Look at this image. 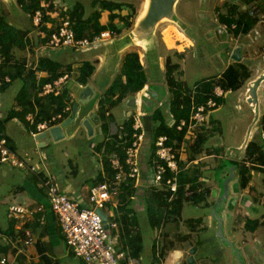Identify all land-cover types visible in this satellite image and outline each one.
I'll return each instance as SVG.
<instances>
[{"label":"rangeland","instance_id":"rangeland-1","mask_svg":"<svg viewBox=\"0 0 264 264\" xmlns=\"http://www.w3.org/2000/svg\"><path fill=\"white\" fill-rule=\"evenodd\" d=\"M54 1L56 2L57 6H67L70 11L73 10V7L76 5V3L82 4L86 9V18L88 16H91V14H93L95 10L98 9L97 6L95 9V6L93 5L94 0ZM110 1H115L117 3H125L131 6L129 9H124V11H122V14H124V16H126L128 20L131 21V24L133 23V25L128 29H124L122 33L117 32V36L113 38L111 42L102 45L98 49L102 52V55L105 58V56L108 54L106 52H108L109 47L113 46V44H118L119 47H124L126 43L123 44L122 40L128 39V42H130L128 45L132 44L135 46L132 51L139 52V56L142 58L141 62H144L147 68V72L149 73L150 77L154 79L152 81L155 82L154 85L156 87V92H158L159 94L157 97L158 99H156V96H154L155 104H153L150 109L143 110L142 106H140V108H138L135 112L136 114H139V120L143 121V125L147 133V140L144 141L145 150H143L142 148L140 151V156L143 159V163L147 162V158L149 156L148 146L152 144V133L154 130V125H157L151 117L155 108L158 107L163 110L169 123H171L174 119L169 110V105L172 100L173 94L169 88L167 78L163 74V71H166L167 69L166 64L168 62V58L171 59L172 64H179L178 69L174 73L176 79L185 81L194 91L196 86L195 84L197 82L205 78H218L230 64L240 61L244 65L248 66L251 72L250 77L238 90L226 91L223 104L221 105V107L213 111L214 117L212 118L216 121V123L211 124L210 122L207 130H205L204 128L201 129L202 132L210 131L211 129L214 130V134L211 135L207 143H205L203 152H201L195 158H191L192 151L190 150V147L187 146L186 150L182 153L183 158L181 159V161L184 162L183 167H185L187 170L190 169L191 171H194L196 168H198L203 173V176L210 180L208 181L209 183L207 182V185L209 187H214V185L217 184L215 180V167L218 165L219 160L218 157L211 154V152L213 153V148L221 147L222 149H226V151L223 150L221 152L223 154H221V159H223V157H228L229 159L237 160L238 162L242 163L245 160L246 148L250 141V139H248L249 141L247 140L249 128L253 124V129L258 127L261 131L262 118L264 116V79L258 80L257 82V84L261 86V88L258 86L257 94H253L254 89L249 91V84H253L255 80L254 79L253 81H251V79L255 76L259 78L258 76L264 73L262 71L258 72V70L256 69L252 70V68L259 67L260 65L257 64L258 62L261 63L263 59L264 25H261L259 27V30H253L251 35L248 36V33H236V23H233L232 26L229 27V25L227 23L222 22L220 18L221 15H226L229 13L230 7L233 8L239 5L238 7H236V11L247 12L249 10L251 16L256 17L258 19H263L261 18V14H258L259 11L256 7V4L262 2L263 5L261 7L263 8L264 0H177L173 11L176 16L175 19L172 20L170 17H163L155 21L154 25L151 26V31L153 32L146 37L147 41L144 39H140V32L138 31V27L136 26L139 20L146 15V12L150 8L151 0ZM0 12L6 16L7 20L14 23L15 25L23 29H30L31 36H35L39 33L38 29H33L34 27L30 22L29 14L25 12L23 7L19 4L17 0H0ZM132 12L133 16L129 17ZM107 15L108 14L106 13L104 19L106 20V22L109 23ZM117 23L119 27L124 28L123 22L119 20ZM132 30L135 31L137 36L134 37V41H129L131 39L129 32H132ZM36 46H38V44ZM65 49L60 48L52 50L51 48H48L46 46L39 45L38 50L31 49L34 50V55H32L31 53L30 54L32 59H39L45 56L60 59L62 58L61 56L64 54L62 52H64ZM91 50L92 49H88L85 50V52H89ZM81 52L83 51L77 50L76 53L80 54ZM255 53L257 55L256 58L250 59L249 56ZM18 54L24 55V53H22L21 51ZM69 56L70 55L68 54L66 59L69 60ZM160 57L162 58L158 59V61L161 65V73L159 71L158 65H156L155 62V58L157 59ZM78 60L73 61V63L75 64L72 63V72L70 73L68 78L70 80H73V82L76 81V71H78L77 66L82 63ZM106 62L111 63L107 60ZM116 63L117 61H113L112 64L113 73L117 72L115 76L119 73L117 70L120 69V67L115 68L113 66H116ZM103 66H105V63L103 64ZM64 69H66V67H64ZM107 82L108 79L106 77H102L100 87L104 88ZM12 84L13 85L11 86L9 93L14 94V92L16 93V91L21 88L22 80L17 79L13 81ZM62 86L64 87V84H62ZM250 92L253 95L254 99L258 102L257 107L256 105H251L249 103L248 98L250 97ZM145 106L148 108V104ZM128 109L134 112V104L133 106H130L127 105L126 102H124L121 104L120 111H115L116 120L118 123H120V126L126 119L125 113ZM253 109L257 110L256 114L254 113ZM95 112L97 114L96 106L94 109V114ZM91 116H89V118ZM78 120V117H76L74 119L73 125H76L78 122H81ZM7 121L9 122L8 126L10 127L11 131H14L17 128L15 120L12 118L8 119ZM95 121L97 127L96 125H94V122L90 120V122L94 126L93 134L90 133V131L86 128L85 125L84 127L81 124L84 130L82 129V131H79L76 134L77 138L79 139L76 143L72 138H68L60 142L55 141L53 139L52 142H50L49 145L44 149L37 147L35 143V138L31 134V131L27 127H23L20 131V135L22 136V142H18V145L20 146L21 150V153L19 154L24 157L30 164L38 166V168L41 170L44 169V163L49 162L47 154H52V159L55 155H59L60 159H57L56 157L55 159L58 160L59 163L69 166V159L77 160L79 155L77 151L79 150V152H83V148H86L83 147V143H88L87 137H89V139L93 137L92 140L94 141V143L96 142V146L98 145L97 143H99V139L104 138L102 142L107 139L108 136L104 134L105 132H103V129L101 128L103 120L96 119ZM73 125L64 127V131L66 132V134L69 130H71V126ZM213 126L217 128H213ZM192 134H194V132H191L190 134L187 133L186 138H188L189 140ZM102 153L105 155L104 152ZM91 154L95 155L93 151L91 152ZM101 156V153L99 157L97 156L98 161H103V157L101 158ZM246 164L249 165L250 162L247 161ZM12 169V171L18 173V175L20 174V171L18 169ZM25 171L30 172L28 170ZM235 173H237L236 170ZM142 175L146 177L145 172H143ZM20 177L21 175L19 176L18 180H20ZM237 178L238 183L240 185V178L238 176ZM251 182L252 185L248 184V186L250 187L251 185L256 189L255 191L247 190V192L249 193L247 197H249V199L248 201L246 199L245 200L247 202L250 201L251 208H247L250 209L251 214H254L253 216H257L260 224L256 230L248 229L246 231L245 235L248 239L247 245H243V247L240 249L241 242L240 240L238 241L237 246L239 248L237 247V252H235V256L237 260H239L240 264H264V172L252 170ZM4 184L6 185V182H4ZM202 185L204 186V183H202ZM204 189L207 188L204 187ZM247 202L244 203L247 204ZM225 204L226 200L222 202V206L224 207ZM243 207V204H238L237 210H241L243 209ZM0 208V224L7 226L9 219L7 217V209L5 206H0ZM105 211L111 216V210L109 207H106ZM190 215H194V212L186 211L184 218L187 219L190 217ZM242 216L243 215L241 213V219L250 218L248 216H243L242 218ZM215 222L218 224L216 218L213 220V226H215ZM186 228L187 227L182 224L183 231H186ZM226 230L224 231V233L227 238V236L229 237L230 233L228 231V228ZM143 233L145 236L143 237L145 253L143 255L142 261L144 264H146L148 259H150L151 257V248L154 242L153 239L156 237V235L153 231H151L149 227L146 228V231L144 229ZM215 233L216 235L214 236ZM202 237L210 239V242H221L222 240L218 236L217 230L215 229H212L211 232H203ZM245 248L246 252L244 251ZM238 253H240L241 255V260L238 259ZM58 258L59 264H83L82 259L76 256L62 242L61 250L58 252Z\"/></svg>","mask_w":264,"mask_h":264},{"label":"trees","instance_id":"trees-1","mask_svg":"<svg viewBox=\"0 0 264 264\" xmlns=\"http://www.w3.org/2000/svg\"><path fill=\"white\" fill-rule=\"evenodd\" d=\"M17 1L23 7L25 12L29 14L31 22L36 10L39 8L43 9L41 7L42 0ZM46 1H51L52 6L54 5L53 0ZM93 5L97 6L98 9L88 18H84V6L80 3H76L71 11L73 18L77 20V23L74 26L77 38L93 36L108 27L115 29L116 32L122 33L124 29H128L133 25V23L131 24V21L122 14L124 9H129L131 7L130 5L110 0H94ZM236 7H230L229 13L221 15L220 19L222 22L227 23L229 27L232 26L233 23H236V33H249L259 19L251 16L249 10L247 12L236 11ZM105 10L109 11V23L107 25H102L100 19L102 17V11ZM130 16H133V12L129 17ZM50 20H52L50 16L44 14L43 22H48ZM119 20L123 22L124 28L118 26L117 22ZM38 30H40V33L31 36L29 35L31 31L30 29H23L15 25L7 20L6 16L0 12V52L5 56V63L1 65L0 73L2 76L9 75L12 78V82L5 83L0 87V91L6 90L15 80H22V86L16 95V103L20 109L12 110L11 115L17 116L30 129H34L35 126L31 125L27 120L26 116L28 113H36V122H39L50 118L54 114L62 112L65 116H69L71 111L65 112L64 110L68 104H73L67 88H64V90H62L57 96L54 94H47L44 96L39 95L42 86L45 83L53 82L60 76L65 75V73L70 75L72 72V64H68L66 69H64V65L60 61L51 57H41L36 62L33 58L32 63H29L28 57L26 56L27 51L30 49L32 55H34V50L31 49H35L37 44L38 46L42 44V32L45 31L49 33V27L43 24ZM20 51L24 53V55H19L18 53ZM156 65L158 64L156 63ZM166 65L167 69L165 76L173 94L169 110L175 120V124L182 119L189 120L193 103H205L216 86H220L225 91L238 90L251 75L248 66L238 61L230 64L218 78H205L197 82L194 91L185 81L176 79L174 76L179 64H172L171 59L168 58ZM77 70L76 80L82 84H87L90 81L91 75L95 71V65L92 62L84 61L77 66ZM43 71L47 72L46 77L38 78L37 74ZM147 83L148 77L139 53L137 51L127 53L123 58L119 73L114 77L106 92L98 99L96 119L103 120L101 127L105 133H109L110 122L108 121V118L110 121L113 119L112 114L110 113L111 109L121 103L125 98L134 97L144 89ZM224 97L216 98L220 107L224 102ZM151 117L157 124L154 125L152 133L154 140L159 135L167 134L169 136L167 144L174 145L176 149H179L185 141L186 129L184 131H179L176 128V125L170 126L163 110L158 107L155 108ZM212 117H214V112L211 113L210 122L211 124L216 123ZM137 119H139L138 114H130L128 118L124 120L123 124L119 126L112 138H108L106 141L100 142L96 146L98 150H103L105 153V155L102 154L104 157L105 175L100 173L96 183L112 176L109 162V156L111 154L118 153L122 159H125V150L133 141V124ZM213 128L217 127L213 126ZM262 129H264V116L262 118ZM213 134V129L206 132L200 131L191 141L185 142V146H189L192 151L191 158H195L203 152L205 143H207L209 137ZM1 135H6L4 119H0V136ZM258 136L248 143L246 157L242 163L237 160L229 159L228 157H223V159H221V152L225 150V148H213V153L211 152V154L218 157L219 160L218 165L215 167V175L222 170L224 171V169L230 170L231 168H234V171H237L236 174L240 178V187L245 188L251 181L252 170L264 172V144L262 143L260 134ZM155 151L156 146L153 141L150 150L151 157L155 156ZM247 161L250 162L249 165L246 164ZM180 164L181 171L177 174L179 188L178 192L172 199H170V190H162L155 187L146 190L145 210L149 215L151 227L157 232L162 229L163 225L168 220H177L181 215L182 207L185 202L192 201L196 204L204 202L205 205H210L206 201L207 196L210 194V189L207 188L203 191H199V188L202 186L201 180L203 178V173L198 168L194 171H191L190 169L187 170L183 167L184 162L182 161ZM41 177L42 174H38V178ZM137 190L138 188L135 187L134 181H129L128 183L123 184L122 192L115 199L120 198L123 202V200L125 201L128 198L130 202L119 207L118 213L114 216L108 214L109 220L118 223L120 233L118 250L123 251L128 258H139L144 246L143 235L138 229L140 219L134 208L131 207V204H133V195ZM106 207L110 208L111 205L107 204ZM196 221H201V219L198 218ZM188 222L193 223V220H189ZM250 222L247 223L248 227L259 224L258 220ZM186 237V235L178 236L179 239ZM163 242L165 241L163 240ZM153 243L155 255L152 264H160L161 259L165 257L164 247H166V245L163 247L161 242H158L157 240ZM38 246L41 252V247L40 245ZM42 256L46 261L50 260L45 254H42ZM82 263L86 264L83 260ZM123 263L125 264V261H123Z\"/></svg>","mask_w":264,"mask_h":264},{"label":"crops","instance_id":"crops-1","mask_svg":"<svg viewBox=\"0 0 264 264\" xmlns=\"http://www.w3.org/2000/svg\"><path fill=\"white\" fill-rule=\"evenodd\" d=\"M262 5L263 3L261 2L256 4V7L260 9V12L258 14H261L262 16L261 18L263 19H259V21L255 24L253 29L249 31L248 36L251 35L253 30H259V27L261 25H264V6L262 8L261 7ZM85 10L86 9L84 7V11ZM106 13L108 14L107 18L109 20V11L107 10L102 11V17L100 19L102 25L108 24V22H106V20L104 19ZM84 18H86L85 13H84ZM127 42L128 40H122L123 44L126 43L125 45L126 47L125 46L119 47L118 44H113V46L109 47L108 52H106L108 54L105 56V58L107 61L111 63L106 62L105 58L102 55V52L98 48L93 49L89 52L83 51L80 54L76 53L77 50L75 49L67 48L65 49L64 52H62L64 53L61 56L62 58L60 59H55L53 57L51 58L60 61L64 65V67H66L68 64L69 65L72 64L73 61L78 60V58H79L78 61L81 62L84 61L92 62L95 65V71L91 75L90 81L88 83H92L100 91V96H101L106 92L107 88L111 85L114 76L117 73V72L113 73V69H112L113 61L114 62L117 61L116 66L113 65L115 68L121 67L124 56L127 53L132 52V49L135 47L132 44L128 45L130 42L128 43ZM38 48L39 46H36L35 50L36 49L38 50ZM30 53L31 51L29 49L27 51L26 56L28 57L29 63H32V58H31L32 53L31 54ZM68 54L70 55L69 60L66 59ZM55 55H59V54H55ZM256 56H257L256 53L251 54L249 58L253 59L256 58ZM45 57H50V56H45ZM161 58L162 57L157 59L155 58L156 63L158 59ZM140 59L142 60L141 57ZM37 60H38L37 58L34 59L35 62ZM104 63L105 66H103ZM142 63L145 67L146 74L148 77V83L146 86L147 88L150 86V88L153 91V95L158 97L159 94L158 92H156V87L154 85L155 82L152 81L154 79H152L149 73L147 72V68L144 62ZM158 65H159V71L161 73V65L159 64V61H158ZM257 65L260 66L255 68L251 67L252 70L256 69L258 70V72L260 71L264 72V55L262 62L261 63L258 62ZM148 67H149V62H148ZM119 70L117 71L119 72ZM165 72L166 71L164 70L163 71L164 75ZM46 75H47L46 71L39 72L37 74L38 78H45ZM102 77H106L108 79V82L104 86V88L100 87V82L102 81ZM256 78L257 76L252 78L251 81ZM87 84H82L77 80L73 82V80L67 79L64 83V87L62 88V90H64V88L65 89L67 88L69 90V96L70 98H72L74 104L76 102L78 91L80 90L81 87ZM12 85L13 84H11L6 90L0 91V119H4L5 121V134L9 137L12 148H14L18 153H21L20 146L18 145V142L20 141L22 142L21 140L22 136L20 135V131L22 130L23 127H27V126L17 116L11 115L12 110L20 109V107H18L16 103V95L18 94V91H16V93L14 92V94L9 93V90L11 89ZM259 87L261 88V86ZM137 97H138V93L134 97L125 98L121 103L117 104L111 109L110 113L112 114L113 119L110 121L108 118V121L110 122L109 130H108L109 133H104L105 135L108 136L107 139L112 138L120 126L119 125L120 123H118L116 120L115 111H120L121 104L124 102H126L127 105L130 106H133L134 104L135 111L132 112L130 109H128L125 113L126 118H128L130 114L135 113L136 110L140 108V106H142L141 104H138L135 101H133V99H136ZM73 104H68V106L69 107L71 106L73 108ZM95 106L97 110L98 100L93 106L94 108L90 111L92 116L89 118V121L92 120L94 122V125H96L97 127L95 121L96 112L94 114ZM72 108H71V112H72ZM12 118L15 120L17 125V128L14 131H11L10 127L8 126L9 122L7 121L8 119H12ZM83 122L84 119H82L78 125L70 124L73 125L71 126V130H69L68 133L63 138L55 141L60 142L68 138H72L76 143L79 140L76 134L79 131H82L83 127L81 126V124L84 126ZM90 124L92 125L91 122ZM252 126L253 124L249 128V132ZM93 127L94 126L92 125V128ZM28 129L31 131L30 128ZM33 137L35 138L36 141L35 143L37 147L41 149L47 147L49 143L52 142L53 140V139H49L47 144H45V141L43 139H38L35 136ZM92 139L93 137L91 139L87 137L88 143L84 142L83 143L84 146L82 145L83 147L86 148H83V152H79V150L77 151L79 154L77 160L69 159V163H68L69 166H66L65 164H61L58 162V160L55 159V157L57 159H60L59 155H55L52 159L53 156L52 154H47V157L49 158V162L44 163V169L41 170L38 168V166H36L41 171L40 174H42V177L44 175L54 176L55 180L58 182L62 190L83 205H86L88 203L89 189L94 184H97L96 180L99 174L102 173L103 175H105L104 157L101 156V158L103 157V161L100 160L98 161V157L100 153L102 155L103 154L102 152L104 151L98 150L96 147V142L94 143ZM103 139L104 138L99 139L98 140L99 143L102 142ZM143 150H145V148H143ZM92 151L95 153V155L91 154ZM141 161H143L142 157H141ZM12 168L18 169L20 171V174L18 175V173L12 171L13 170ZM148 169L149 167L147 166V163L142 162L141 176L139 177L138 181L134 182V185L136 188H138V190L133 195L132 198L133 204H131L132 205L131 207L134 208L140 219V224L138 226V229L141 231L143 237H145L143 233L144 229L146 231V228L149 227L151 231H153L156 235V237L153 239L154 242H156L157 240L158 242H161V245H163V247L164 245H166V247H164L165 257L161 259L160 264H240L239 260H237L235 256L236 255L235 251L232 249V247L229 244L223 242L222 240L221 242H217V241L210 242V239L206 237H202L203 232H211L212 229L215 230L218 229V224L216 222H215L216 223L215 226H213L214 225L213 220L215 219V217L213 216L212 213V207L218 200L219 196L221 195L222 188L225 185L224 180L228 176L229 170L224 169V171L222 170L220 173H217L215 175V180L217 184H215L214 187L212 186L209 187L207 185V182L210 180L203 176L201 181L202 183H204V186L202 185L203 187L201 186L199 190L203 191L204 187L210 189V194L207 196V200H206L210 205H205L204 202L199 204L193 203L192 201L185 202L182 207L181 215L177 218V220L174 219L168 220L163 225L162 229L157 232L153 230V228L151 227V223L149 221V215L145 210L146 208L145 193L147 189L151 188L149 186ZM25 170H28L31 173ZM143 172L146 173V177L142 175ZM38 174L36 172L31 171L30 169H21L9 165H0V206L6 207L7 217L9 218L7 226L0 224V252L8 256V264H57V262L59 264L58 252L61 250V242L64 243L65 246L67 247L61 226L49 204L47 190L43 186L41 182V178H38ZM20 175H21L20 180H18ZM4 182H6V185L4 184ZM227 184H228V198L226 199L225 206L224 207L222 206L219 209V214L222 216L224 220V229L226 230L228 228V231L230 233L229 237L227 236V239L236 246V249L238 247L237 246L238 241L240 240L241 244L240 243L239 244L241 245L240 246L241 249L243 245H247L248 243V239L246 238L245 235L246 231L248 229L256 230L260 224L259 222L258 225H253L252 227H248L247 225V223L250 221L258 220L257 216H253L254 214L250 213V209H248L251 208L250 201L247 202L249 199V197H247L249 195L247 190L255 191L256 188L251 186L252 185L251 181L249 183L251 184L250 187L248 186L247 188H241L238 183V178L236 173H235V177ZM129 202L130 201L128 198L125 201L123 200V202L120 198L115 199L112 202H109L108 204L111 205L110 207L111 216H114L116 213H118L119 207L124 206ZM244 202L245 203L247 202V204H245ZM238 204L239 205L243 204L244 206L243 209L237 210ZM12 205H20L27 207L29 211L27 215L24 216L22 219H15V220L10 219L8 213ZM186 211L189 212L193 211L194 215H190V217L186 219L184 218ZM241 213L243 216H248L251 219L250 218L241 219ZM198 218H200L201 221H196V219ZM41 219H44V223L40 222ZM189 220H193V223H189L188 222ZM182 224H184L187 227L186 231H183ZM26 229L31 230L33 235V241L30 243H27L25 240L26 237L24 236V231ZM180 235H186L187 237L179 239L178 236ZM215 235L216 233L214 234V236ZM150 236H151V232H150ZM163 240L165 242H163ZM153 244L151 248L152 249L151 257L150 259H148L146 264H152L154 261L155 253L153 250L154 249ZM38 245H40L41 247V252ZM144 247L145 246H143V251L139 258L129 257V259L134 260V264H144L142 261L143 255L145 253ZM244 251L246 252V248ZM177 253H179V255H177ZM42 254H45L48 258H50V260L46 261L43 258ZM238 255H239L238 259L241 260L242 258L240 253H238ZM192 256L194 260L191 261L190 259L192 258ZM125 264H128L127 261L125 262Z\"/></svg>","mask_w":264,"mask_h":264},{"label":"built area","instance_id":"built-area-1","mask_svg":"<svg viewBox=\"0 0 264 264\" xmlns=\"http://www.w3.org/2000/svg\"><path fill=\"white\" fill-rule=\"evenodd\" d=\"M42 0L41 8L37 9L33 15V29L37 30L43 24L49 27L48 32H42V44L51 49L72 48L75 50L97 49L102 45L111 42L117 36L115 29L108 27L101 30L93 36L76 37L74 26L77 21L73 18L70 9L63 6H57L53 0ZM44 14L50 16L52 20L43 22ZM40 33V30H39ZM30 35V34H29ZM5 63V56L0 52V67ZM69 78V74L60 76L53 82L45 83L39 95L54 94L59 95L62 92V84ZM12 82L9 75L2 76L0 73V87L5 83ZM225 90L216 86L205 103H193L191 116L189 120L182 119L175 124V120L169 123L170 126L176 125L179 131L186 129L184 142L179 149L174 145L167 144L169 136L167 134L159 135L155 140V156L151 157V147L148 146L149 156L147 158L149 186L162 190H170L172 199L178 192L179 182L177 174L181 171L182 153L186 150L185 142L191 141L201 129H207L210 123V116L213 111L220 107L217 99L225 96ZM149 97L147 86L144 87L136 98V103L140 104L142 96ZM66 111H71V106H67ZM31 125L32 135L37 137L47 132L50 128L58 126L65 119L64 113L52 115L50 118L36 122V113H28L26 116ZM133 141L125 150V159H122L118 153L109 156V162L112 170V176L98 182L90 187L88 193V203L81 204L62 190L58 182L52 175H44L41 182L47 190L49 204L61 226L67 247L86 264H134L133 259H129L123 251L118 250L119 227L116 221L108 219L109 227L105 223L99 212L105 211L109 202L122 192L123 184L129 181H138L142 173V164L140 151L145 148L144 141L147 140V133L143 122L137 119L133 124ZM193 133L186 138L187 133ZM261 140L264 144V129L261 130ZM152 141V142H153ZM0 165H9L21 169H30L37 174L41 171L30 164L22 157L12 146L6 135L0 136ZM264 167V165H263ZM169 174V175H168ZM29 209L20 205H12L8 216L10 219H22L27 215ZM106 212V211H105ZM108 215V214H107ZM44 223V219L40 220ZM26 242L33 241L31 230L24 231ZM0 264H8V256L0 252Z\"/></svg>","mask_w":264,"mask_h":264},{"label":"water","instance_id":"water-1","mask_svg":"<svg viewBox=\"0 0 264 264\" xmlns=\"http://www.w3.org/2000/svg\"><path fill=\"white\" fill-rule=\"evenodd\" d=\"M177 0H151L150 8L146 12V15L143 16L142 19L139 20L138 24L136 27H138V31L140 32L139 37H141V40H146L147 41V36L151 34L153 31H151V26L154 25L155 21L163 18V17H170L172 20L175 19V14H174V6ZM130 35V41H134V37L137 36L135 31L132 30V32H129ZM128 40V39H127ZM143 42V41H142ZM128 43V42H127ZM264 79V74L260 75L257 80L255 79L253 84H249V91L253 90V94H257V89L259 84H257L258 80ZM253 81V80H252ZM252 85V86H251ZM150 96L146 97L145 95L142 96L141 100V105L142 109H150L154 102V95L153 91L150 88V86L147 88ZM100 97V91L92 84L88 83L87 85L83 86L80 88V90L77 93L76 97V102L73 104L72 112L71 115L59 126L53 127L48 132L42 133L38 136V139H54V140H59L63 138L66 135V132L63 130L64 127L70 126V124H73L74 119L78 117V121H81L84 119L83 124L86 126V128L90 131L91 134H93V128L92 125L90 124L89 121V116L92 114L90 111L94 108L93 106L95 105L96 101ZM156 99H158L156 97ZM249 103L252 105H258L257 100L254 99L253 95L250 92V97L248 98ZM133 101L136 102V99H133ZM134 103V102H132ZM148 104V108L145 106ZM254 113H257V110L253 109ZM78 122L77 124H79ZM253 128V127H252ZM248 132L247 135V140L248 139H254L256 136L260 134V128H254ZM249 141V140H248ZM235 177V171L234 168H231L229 170V174L224 180V186L222 188L221 195L219 196L218 200L212 207V213L213 216L217 219L218 221V229L217 233L218 236L223 240V242L229 244L235 252H237L236 246L229 241L224 233V220L222 216L219 214V209L222 207V202L225 201L228 198V182H230L233 178ZM102 219L105 223V227L108 228V215L107 213L100 209L99 210ZM191 261L194 260L193 256L190 259Z\"/></svg>","mask_w":264,"mask_h":264},{"label":"clouds","instance_id":"clouds-1","mask_svg":"<svg viewBox=\"0 0 264 264\" xmlns=\"http://www.w3.org/2000/svg\"><path fill=\"white\" fill-rule=\"evenodd\" d=\"M31 23H32V22H31ZM43 96H44V95H43ZM71 108H72V107H71ZM69 116H70V115H69ZM69 116H65V119L62 121V123H63V122L69 117ZM62 123H61V124H62ZM61 124H60V125H61ZM58 126H59V125H58ZM55 127H56V126H55ZM52 128H53V127H52ZM50 129H51V128H50ZM50 129H49V130H50ZM34 130H35V129H34ZM31 131H32V129H31ZM47 132H48V131H47ZM260 132H261V131H260ZM37 138H38V136H37ZM260 138H261V134H260ZM43 140L45 141V144H47L48 140H47V139H43ZM252 140H253V139H250V141H252ZM250 141H249V142H250ZM106 213H107V212H106ZM108 218H109V217H108ZM177 255H179V253H177Z\"/></svg>","mask_w":264,"mask_h":264},{"label":"flooded vegetation","instance_id":"flooded-vegetation-1","mask_svg":"<svg viewBox=\"0 0 264 264\" xmlns=\"http://www.w3.org/2000/svg\"><path fill=\"white\" fill-rule=\"evenodd\" d=\"M249 1V0H248ZM251 1H253V0H251ZM258 11L260 12V9H258Z\"/></svg>","mask_w":264,"mask_h":264}]
</instances>
